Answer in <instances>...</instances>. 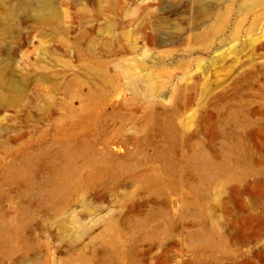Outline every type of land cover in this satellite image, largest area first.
I'll list each match as a JSON object with an SVG mask.
<instances>
[{
	"label": "rangeland",
	"instance_id": "rangeland-1",
	"mask_svg": "<svg viewBox=\"0 0 264 264\" xmlns=\"http://www.w3.org/2000/svg\"><path fill=\"white\" fill-rule=\"evenodd\" d=\"M0 264H264V0H0Z\"/></svg>",
	"mask_w": 264,
	"mask_h": 264
}]
</instances>
